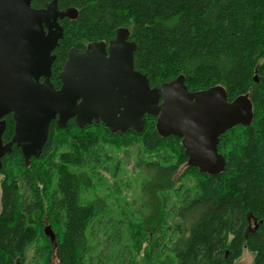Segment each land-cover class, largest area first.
Segmentation results:
<instances>
[{
	"label": "trees",
	"instance_id": "trees-1",
	"mask_svg": "<svg viewBox=\"0 0 264 264\" xmlns=\"http://www.w3.org/2000/svg\"><path fill=\"white\" fill-rule=\"evenodd\" d=\"M56 1L74 15L59 21L55 89L70 50L108 44L126 29L136 46L133 67L150 87L180 75L191 93L219 86L228 102L249 99L252 121L219 136L224 167L216 174L190 164L181 140L161 135L150 115L141 132H111L100 122L78 128L73 120L59 129L53 121L37 159L26 165L14 145L1 159L0 264H26L31 247L27 264H50L54 253L58 264H92L96 252L93 264H137L141 251L143 264H234L243 248L252 264H264V0ZM4 119L3 144L14 127L11 115ZM122 148L135 150V167L147 177L142 206L132 213H114L104 198L88 197L104 187V173L117 175L111 158ZM107 218L115 234L103 256L94 235ZM45 222L55 245L43 234Z\"/></svg>",
	"mask_w": 264,
	"mask_h": 264
},
{
	"label": "water",
	"instance_id": "water-1",
	"mask_svg": "<svg viewBox=\"0 0 264 264\" xmlns=\"http://www.w3.org/2000/svg\"><path fill=\"white\" fill-rule=\"evenodd\" d=\"M32 1L0 0V169L13 145L26 165L37 159L53 121L59 129L73 120L78 128L100 122L111 132H141L150 115L157 118L161 135L181 140L190 164L208 174L223 170L218 138L234 126L250 125L247 97L228 102L219 86L191 93L181 75L150 87L133 67L136 46L127 40L126 29H119L108 44L70 50L55 89L50 76L53 51L63 37L59 21L74 12L60 11L56 0L41 9L32 8ZM7 115L14 122L13 135L3 144ZM44 233L54 239L49 227Z\"/></svg>",
	"mask_w": 264,
	"mask_h": 264
},
{
	"label": "rangeland",
	"instance_id": "rangeland-1",
	"mask_svg": "<svg viewBox=\"0 0 264 264\" xmlns=\"http://www.w3.org/2000/svg\"><path fill=\"white\" fill-rule=\"evenodd\" d=\"M113 152V151H112ZM127 152V155L125 154ZM112 163H118V173L114 177L110 175V173H104V187L96 189L92 194H89L88 197L99 196L105 199L107 209L114 211V213L126 212L132 213L133 209L140 210L142 206V199L140 196V188L143 181L147 178L145 174H143L138 168L135 167L136 157L135 150L122 148L120 151L115 152L114 156L111 158ZM2 178L0 177V182ZM113 185H117L120 193H116L113 190ZM114 216V215H113ZM106 219L105 225L102 226L97 235L101 239L103 256L105 255V240L108 237H111L114 233V229L111 227V220ZM45 227H49L50 225L45 222ZM45 229V228H44ZM51 232L54 235V232L51 229ZM102 232V233H101ZM95 234V233H94ZM55 240V236H54ZM146 244H144L143 249ZM54 253V252H53ZM168 255L170 254L168 251L166 252ZM34 252H29L27 255V261L32 262ZM97 254V252H96ZM96 254H91L92 256V264L95 261ZM154 257V256H153ZM104 257L101 259L103 260ZM114 258V257H113ZM144 254L141 253L136 255V263L143 264ZM114 262L118 260L116 258L113 259ZM27 262V263H28ZM26 263V264H27ZM50 264H58V259L56 254L54 253L50 259ZM151 264V263H147ZM234 264H252V255L246 248L242 249L241 257Z\"/></svg>",
	"mask_w": 264,
	"mask_h": 264
},
{
	"label": "flooded vegetation",
	"instance_id": "flooded-vegetation-1",
	"mask_svg": "<svg viewBox=\"0 0 264 264\" xmlns=\"http://www.w3.org/2000/svg\"><path fill=\"white\" fill-rule=\"evenodd\" d=\"M47 3H49V2H47ZM47 3H44V5H43V7L42 8H44V6H45V4H47ZM83 52V51H82ZM51 77V76H50ZM0 209H1V206H0ZM43 234H44V230H43ZM51 244H53V245H55L54 244V239L51 241ZM33 250H34V247H31L28 251H27V254L29 253V252H33ZM28 256V255H27ZM28 258V257H27Z\"/></svg>",
	"mask_w": 264,
	"mask_h": 264
}]
</instances>
